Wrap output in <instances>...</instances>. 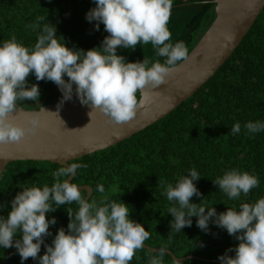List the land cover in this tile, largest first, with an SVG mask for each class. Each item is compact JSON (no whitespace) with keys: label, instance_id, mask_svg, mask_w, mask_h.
<instances>
[{"label":"clouds","instance_id":"obj_1","mask_svg":"<svg viewBox=\"0 0 264 264\" xmlns=\"http://www.w3.org/2000/svg\"><path fill=\"white\" fill-rule=\"evenodd\" d=\"M95 4L86 19L97 22V31L102 23L109 33L99 47L87 51L68 47L64 38L57 36L56 26L42 23L45 18L41 16L27 25L39 30L33 47L25 46L14 35L0 45V145H21L42 127L40 113L46 111L43 106L40 112L27 115L25 123H17L15 115L21 110L20 102L39 100V85L28 86L31 74L37 81L47 79L60 88L61 106L72 99L75 86L80 103L91 108V117L99 112L108 123L124 125L145 108L150 93L156 92L154 89L183 70L181 61H189L185 42H170L172 33L168 25L173 0H95ZM149 43L158 57L165 58L163 62H152L146 56L142 62H127L117 54L120 48L134 50L137 45ZM244 128L248 133H258L264 131V122L249 121ZM240 131L241 124L237 122L231 133ZM86 167L81 163L61 166L51 173L55 181L51 186L23 188L12 200L8 216H0V247H15L22 261L38 259L39 264H130L145 247L150 232L130 219L128 205L109 199L103 183L94 189L103 194L101 198L97 200L92 195L89 201L83 195L89 194L88 189L69 182L68 177L76 175L77 169ZM200 178L192 168L175 186L167 184L164 194L168 201L175 202L168 209L174 217L170 232L179 233L190 227L193 216L198 217L197 226L205 231L211 221L240 241L234 257L227 252L219 257L222 264H264V197L217 213L215 207L190 202L193 196L202 195L194 183ZM213 182L233 201L242 194L247 197L260 184L256 175L235 168ZM73 203L78 206L75 212L70 207ZM62 205L68 206L67 231L61 227L40 256L45 237L51 235L50 225L57 223L55 217L49 220L47 214ZM166 255V247L159 248L151 255L149 264H163Z\"/></svg>","mask_w":264,"mask_h":264},{"label":"trees","instance_id":"obj_2","mask_svg":"<svg viewBox=\"0 0 264 264\" xmlns=\"http://www.w3.org/2000/svg\"><path fill=\"white\" fill-rule=\"evenodd\" d=\"M212 1L173 0L168 25L172 33L170 42L184 41L190 53L215 19ZM94 7L95 0H0V45L14 35L25 46L33 47L39 30L34 31L27 25L41 16L45 18L42 23L56 26L57 36H62L68 47L85 51L99 47L109 33L102 23L97 31V22L86 19ZM117 54L127 62H142L145 56L152 62L165 59L156 55L150 43L137 45L134 50L120 48ZM33 84L39 85L40 97L37 101L20 102L19 107L25 110H38L63 96L54 82L37 81L31 74L28 86ZM249 121L264 122V8L233 54L194 95L145 130L70 162L87 165L77 169L71 182L92 189L89 201L92 195L97 200L101 198L103 194L94 189L103 183L109 199L128 205L130 219L143 224L150 232V239L145 242L150 248L166 247L177 258L195 256L221 261L219 257L226 252L234 257L240 241L211 221L209 230L205 231L197 226L198 217L193 216L190 227H184L179 233L170 232L174 217L168 209L175 202L168 201L164 193L167 184L175 186L179 178L195 168L201 178L194 183L202 195L193 196L192 203L202 202L221 213L264 197V131L248 133L244 125ZM237 122L241 124V131L233 135L231 128ZM60 167L34 161L7 164L0 178V216H8L12 200L23 188L51 186L55 182L51 173ZM234 168L254 174L260 181L247 197L242 194L235 201L229 200L213 182ZM67 207L62 205L47 214L49 220L55 217L57 223L50 225L51 235L45 237L40 256L45 254L46 246L52 244L61 227L67 231ZM70 207L73 212L78 209L75 203ZM230 248L233 251L228 252ZM152 254L143 248L130 264H149ZM0 264H39V260L22 261L15 247H0ZM163 264L177 263L166 255ZM182 264L217 263L189 259Z\"/></svg>","mask_w":264,"mask_h":264},{"label":"water","instance_id":"obj_3","mask_svg":"<svg viewBox=\"0 0 264 264\" xmlns=\"http://www.w3.org/2000/svg\"><path fill=\"white\" fill-rule=\"evenodd\" d=\"M212 2L215 4V19L189 53V61L180 62L184 63L183 70L154 89L156 92L150 93L145 108L131 122L112 125L99 112L91 117V108L80 103L73 86L72 99L64 101L62 106V98L43 106L46 111L40 113L42 127L36 136L21 145H0V178L11 162H50L70 166L69 163L74 160L110 148L145 130L194 95L233 54L264 8V0ZM40 109L21 108L15 114L17 123H25L27 115L40 112ZM73 177H68L69 182ZM80 187L88 189L89 194L85 192V197L89 200L92 189L89 186ZM144 248L151 253L159 251L146 245ZM167 252L175 263L194 259L222 264L221 261L195 256L177 258L169 250Z\"/></svg>","mask_w":264,"mask_h":264}]
</instances>
